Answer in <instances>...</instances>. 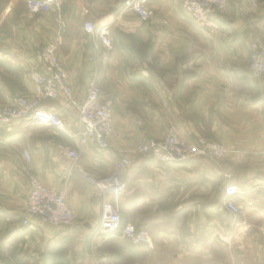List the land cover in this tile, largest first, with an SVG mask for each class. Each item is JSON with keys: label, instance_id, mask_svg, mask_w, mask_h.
<instances>
[{"label": "crops", "instance_id": "1", "mask_svg": "<svg viewBox=\"0 0 264 264\" xmlns=\"http://www.w3.org/2000/svg\"><path fill=\"white\" fill-rule=\"evenodd\" d=\"M123 1L65 0L60 11L58 56L76 98H84L95 78L101 97L112 100L108 146L90 138L79 147L76 137L50 125H0V264H40L49 246L68 264H264V75L249 74L247 48L251 36L264 37V0H228L223 17L211 15L221 25L217 33L192 22L176 0H149L152 17L145 21ZM85 21L110 26L113 46L104 56L96 55ZM60 29L54 13H30L23 0H0V105L31 93L34 50ZM44 105L76 133L77 110L66 107L62 95ZM170 125L186 140L222 143L225 156L168 165L132 156L121 213L139 237L93 242L101 201L78 173L65 181L67 148L80 149L78 163L88 174L104 176L122 153L162 137ZM28 171L49 187H67L77 215L72 224L33 217L22 224ZM225 173L240 190L237 215L223 205Z\"/></svg>", "mask_w": 264, "mask_h": 264}, {"label": "built area", "instance_id": "2", "mask_svg": "<svg viewBox=\"0 0 264 264\" xmlns=\"http://www.w3.org/2000/svg\"><path fill=\"white\" fill-rule=\"evenodd\" d=\"M176 1L182 13L196 25L210 33L220 31V23L211 15L214 14L215 17L222 15L226 10L227 0ZM23 2L30 13H54L61 29L53 41L34 50L36 67L30 71L32 91L30 94H14L7 104L0 106V125H9L15 121L50 125L73 138L76 137L79 147L90 138L95 140L98 147H107L113 131L112 100L101 97V90L95 78L89 81L84 98L78 100L67 80V71L58 56L64 31L60 11L65 0H23ZM123 5L125 9L132 11L143 21L152 17L149 0H124ZM83 29L94 37L95 52L98 57L104 56L105 52L112 48L108 24L95 27L92 22L85 21ZM248 51L250 75L255 78L263 76L264 38L251 37L248 42ZM61 95L65 99L66 107L72 106L77 110L79 128L74 134L67 131L57 112L44 105L46 101L56 100ZM76 148H67L71 164L64 179L67 181L73 173H78L85 178L101 201L100 220L92 235L93 242L100 237H109L118 233L120 237L133 242L139 237L134 224L128 223L124 226L121 224V196L126 188L123 175L132 164V156L144 155L158 163L168 165L197 157L221 159L227 151L222 143L204 137L186 140L177 134L174 126L170 125L162 137H149L136 144L129 153H122L111 173L94 177L87 174L79 165L80 149ZM23 156L27 161L31 159L27 151H23ZM27 174L29 191L22 224L28 225L31 217L55 226L72 224L77 215L67 202V187L55 189L45 185L33 172L28 171ZM224 177L226 183L223 186V205L232 215H237L240 208L235 196L240 193V190L235 183L228 181L229 173H225Z\"/></svg>", "mask_w": 264, "mask_h": 264}, {"label": "trees", "instance_id": "3", "mask_svg": "<svg viewBox=\"0 0 264 264\" xmlns=\"http://www.w3.org/2000/svg\"><path fill=\"white\" fill-rule=\"evenodd\" d=\"M61 254L62 251L59 248H52L49 246L47 250L41 254L40 264H68L67 260H65Z\"/></svg>", "mask_w": 264, "mask_h": 264}, {"label": "rangeland", "instance_id": "4", "mask_svg": "<svg viewBox=\"0 0 264 264\" xmlns=\"http://www.w3.org/2000/svg\"><path fill=\"white\" fill-rule=\"evenodd\" d=\"M227 5H228V0H227ZM226 9H227V7H226ZM225 12H226V10H225ZM225 12L222 14V15H218L219 17H223V15L225 14ZM251 37H253V36H251ZM250 37V38H251ZM249 38V39H250ZM264 38V37H263ZM263 38H261V39H263ZM248 42H249V40H248ZM247 48H248V46H247ZM249 51H248V71H249ZM64 66V65H63ZM249 74H250V71H249ZM253 77V76H252ZM253 78H255V77H253ZM256 78H258V77H256ZM9 102V101H8ZM7 104V103H6ZM3 105H5V104H3ZM1 106V105H0ZM201 137V136H200ZM196 139V138H195ZM28 152V151H27ZM27 161V160H26ZM35 174V173H34ZM88 174V173H87ZM89 175H92V174H89ZM92 176H94V175H92ZM94 177H96V176H94ZM27 179H28V174H27ZM43 182V181H42ZM27 199V198H26ZM122 213H121V223H122ZM126 224H128V223H126ZM133 224V223H132ZM122 225H125V224H123L122 223ZM117 236L119 235V233L118 234H116Z\"/></svg>", "mask_w": 264, "mask_h": 264}]
</instances>
